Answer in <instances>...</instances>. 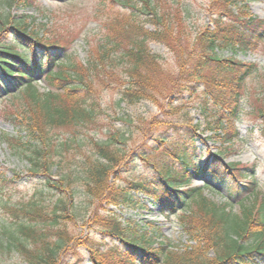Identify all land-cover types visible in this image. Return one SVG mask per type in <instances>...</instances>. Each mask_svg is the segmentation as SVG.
Returning a JSON list of instances; mask_svg holds the SVG:
<instances>
[{
	"label": "trees",
	"instance_id": "16d2710c",
	"mask_svg": "<svg viewBox=\"0 0 264 264\" xmlns=\"http://www.w3.org/2000/svg\"><path fill=\"white\" fill-rule=\"evenodd\" d=\"M6 1L10 8L16 6L26 10L34 8L39 0ZM111 1L124 12L112 10L114 13L109 14L102 42L87 69L81 68L82 65L74 60L69 46L53 38H42L31 30L27 16L16 18L0 11V47H4L0 49V56L4 55L0 57V90L4 89L1 86L4 79L8 87L17 89L11 95L14 101H20L24 106V119L20 121L16 113L7 116L17 123L25 121L29 134L35 138L22 151L34 172H50L59 166L54 160L55 152L60 153L51 139L52 129L87 127L98 122L101 103L94 73L107 82L109 77L122 82L119 89L123 100L131 103L157 100L154 76L161 68L160 56L151 53L150 41L164 43L177 55L179 82H174L172 91L178 92L180 83L184 90L200 84L203 89L200 109L211 124L208 129L215 136L223 134L225 142L237 138L234 128L245 91L244 79L256 71V66L219 57L218 52L224 49L255 50L263 43L264 19L250 12L248 0H211V23L198 30L188 56L180 50L183 42L179 21L172 20V12L164 8L160 0ZM142 17L146 19L142 20ZM148 24L153 28L147 27ZM7 31L21 41L26 52L4 44L1 38ZM114 52H120L118 60L112 58ZM107 60L110 64L114 61L117 64L106 65ZM57 66L59 68L55 69ZM118 67L122 70L119 71ZM37 79H43L48 90L40 91L34 84ZM256 112L263 119L261 132L264 136V107H258ZM185 134L181 140L166 146L162 151L165 159L154 162L157 176L151 180L125 178L123 184L110 179L127 156L126 150L115 143L119 141L117 135L105 142L93 141L97 158H89L84 164L83 178L87 193L105 206L135 204L134 194L140 193L153 198L164 212H170L192 199L195 207L190 204V214L182 217L184 229L198 244L182 253L164 247L152 248L143 237L130 234L116 215L110 212L100 214L97 210L90 221L92 226L117 241L105 244L86 238L84 245L94 264H138L137 259L140 264H264V195L257 202L244 204L242 210L235 213L229 209V204L216 203L203 196L201 189L189 188L195 175L218 174L221 166L226 174L239 181L246 175L247 167L222 165L211 157L199 162L191 129ZM5 138L11 141L8 136ZM66 144L64 142L62 146ZM149 155L151 153L146 152L147 158ZM71 183L64 185L67 190ZM48 185L60 188L50 178ZM185 187L186 190H181ZM69 206L67 198L60 199L51 213L53 216H50V213L42 212L36 201L26 207L4 204L3 209L9 212L17 227V231L5 232L16 246L30 254L31 263L59 264L60 250L73 242L74 237L66 229L57 228L58 240L52 242L45 239L44 233L37 234V228L31 222L46 216L58 224L62 218L69 219L65 215L70 212ZM107 206L104 209L108 210ZM59 210L64 211V215L58 214ZM22 237L35 245L41 243L40 248L30 250ZM210 251L214 252L213 257L208 256Z\"/></svg>",
	"mask_w": 264,
	"mask_h": 264
},
{
	"label": "rangeland",
	"instance_id": "374dc122",
	"mask_svg": "<svg viewBox=\"0 0 264 264\" xmlns=\"http://www.w3.org/2000/svg\"><path fill=\"white\" fill-rule=\"evenodd\" d=\"M160 1L164 8L172 12V20L177 23L179 21V34H182L180 39L183 42L180 50L188 56L191 42L198 30L211 23V0ZM247 5L254 16L264 19V0H248ZM112 10L124 12V9L121 10L111 0H39L34 8L26 10L16 6L10 8L6 0H0V11L3 14L9 13L16 18L27 16V24L31 30L42 38H53L64 46H69L74 60L83 66L81 68L86 69L95 59L94 52L102 42L105 34L104 24L109 14L114 13ZM145 19L146 17H142V20ZM147 27L153 28L150 24ZM1 40L6 45L14 46L19 52L25 50L12 32H5ZM149 48L151 53L160 56L161 68L154 76L157 100L144 99L134 103L123 100L119 89L122 82L119 83L120 81L111 77L107 82L94 73V84L101 103L98 122L87 127L64 126L51 130V139L58 146L60 154L55 152L54 160L59 166L53 167L50 172L32 171L30 162L23 155L22 151L26 150L27 144L33 143L30 140L35 138L29 134L25 121L17 123L8 118V114L16 113L20 116V121L23 120L24 106L20 101H14L11 95L17 89L8 87L5 79L2 81L1 86L4 89L0 90V264H33L29 260L30 254L16 246L15 241L5 232L17 231V227L9 212L3 209L4 204L26 207L30 202L36 201L41 205L42 212L44 210L45 214L50 213V216H53L52 211L56 204L64 197L70 204V212L65 214L69 219L62 218L60 223L56 224L52 218L45 216L31 222L37 228V234L44 233L45 239L52 242L58 240L57 228L66 229L68 234L74 237L73 242L60 250L59 264H94L84 245L86 238L105 244L117 241L104 236L92 226L90 221L97 210L100 214L110 212L116 215L130 234L143 237L150 242L152 248L164 247L182 253L190 246L198 244L184 229L182 217L190 214L191 206L195 207V204L191 203L192 199L187 200L185 205H178L173 211L164 212L153 198L138 193L134 194L135 204L106 205L109 208L107 210L100 200L93 199L87 193L83 178L84 164L89 158H97L93 141L105 142L114 134L119 139L115 143L127 152L124 163L116 169L117 173L110 175L111 181L118 184H123L125 178L153 179L156 175L154 162L165 159L162 151L166 146L181 140L190 128L196 147V159L199 162L203 163L211 157L222 165L235 164L247 169L246 175L236 181L233 176L226 174L221 166L218 174L206 172L195 175L189 188L201 189L203 196L216 203L229 204V209L235 213L240 212L244 204L257 202L259 197L264 195V136L261 132L263 119L256 112L258 107H264V41L255 50L224 49L218 52L219 57L233 58L256 66V71L244 79L245 91L234 128L238 135L231 142H225L223 134L215 136V133L208 129L211 124L200 109L203 98L200 84L184 90L180 83L178 92L172 91L174 82H179V66L174 50L157 41H150ZM0 49L3 50L4 47ZM119 54L120 52H114L111 55L118 60ZM105 64L109 65V60ZM116 64L114 61L110 65ZM57 68L59 66L55 69ZM118 69L122 70L121 67ZM34 84L42 92L48 90V85L43 79H37ZM162 89L164 90L161 91ZM6 136L11 141H7ZM64 142L67 144L63 147ZM146 152L151 153L148 158ZM49 178L59 184L60 188L49 186ZM69 181L72 183L67 190L64 185L67 186ZM186 189L187 187L181 188ZM57 213L64 215L65 212L59 210ZM23 239L27 241L26 238ZM40 246L41 243L35 245L30 240L27 241V248L32 251ZM140 251L143 252V249ZM208 256L213 257L214 252L210 251ZM136 261L141 263L139 259Z\"/></svg>",
	"mask_w": 264,
	"mask_h": 264
}]
</instances>
